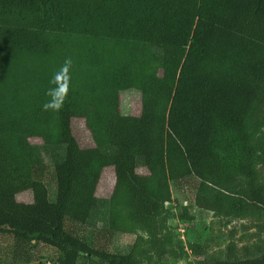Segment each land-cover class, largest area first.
Masks as SVG:
<instances>
[{"label": "trees", "instance_id": "obj_1", "mask_svg": "<svg viewBox=\"0 0 264 264\" xmlns=\"http://www.w3.org/2000/svg\"><path fill=\"white\" fill-rule=\"evenodd\" d=\"M127 89L140 93L138 114L121 111ZM190 181L179 219L197 207L264 232V0H0L8 264H30L40 247L51 264H170V182ZM206 243L189 244L194 264H264V246L242 259L232 233L223 257L204 256Z\"/></svg>", "mask_w": 264, "mask_h": 264}, {"label": "rangeland", "instance_id": "obj_2", "mask_svg": "<svg viewBox=\"0 0 264 264\" xmlns=\"http://www.w3.org/2000/svg\"><path fill=\"white\" fill-rule=\"evenodd\" d=\"M120 108L124 114H138L141 108L139 91L136 89L122 91ZM72 129L81 146L86 147L92 145L90 133L83 119H73ZM31 141L38 142L39 139L32 138ZM46 180L51 190L53 188L51 170ZM189 184L181 188L176 183L170 182L171 200L165 203L166 231L172 235V247H174L170 264H194L199 256L190 250L189 244L196 239H201L202 242L206 243L205 239L208 237L212 238V240L206 243L204 256L214 254L223 257L230 233L233 234L240 258L243 259L247 256L243 249L245 246L249 249L250 255H257L253 245L257 244L259 246H264V232H259L256 228L251 227L252 224L247 220L228 222L224 218L214 216L212 212L203 211L197 207H193L192 209L194 214V220L192 222L179 219L177 215L179 205L189 203L193 196L194 182L190 181ZM112 187L113 170L111 166H106L102 169L96 194L98 196L107 197L110 195ZM17 199L23 202H31L33 199L32 192H20L17 194ZM132 238L133 235L123 236L117 239L118 242L116 246L123 248ZM178 241H180L181 246L178 245ZM6 243L7 242H4V240L0 238V264H8L5 254ZM52 252L53 250L51 248L40 247L37 253V259L30 264H51L50 262L53 261Z\"/></svg>", "mask_w": 264, "mask_h": 264}]
</instances>
